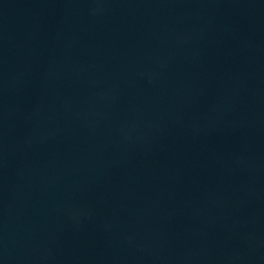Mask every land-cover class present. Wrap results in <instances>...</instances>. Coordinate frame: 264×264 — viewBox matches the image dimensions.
I'll return each instance as SVG.
<instances>
[{"label":"water","instance_id":"obj_1","mask_svg":"<svg viewBox=\"0 0 264 264\" xmlns=\"http://www.w3.org/2000/svg\"><path fill=\"white\" fill-rule=\"evenodd\" d=\"M0 264H264V0H0Z\"/></svg>","mask_w":264,"mask_h":264}]
</instances>
